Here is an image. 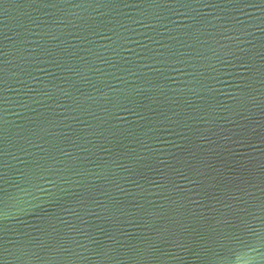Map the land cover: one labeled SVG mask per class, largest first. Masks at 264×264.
Here are the masks:
<instances>
[{
	"label": "water",
	"instance_id": "water-1",
	"mask_svg": "<svg viewBox=\"0 0 264 264\" xmlns=\"http://www.w3.org/2000/svg\"><path fill=\"white\" fill-rule=\"evenodd\" d=\"M0 264H264V0H0Z\"/></svg>",
	"mask_w": 264,
	"mask_h": 264
}]
</instances>
